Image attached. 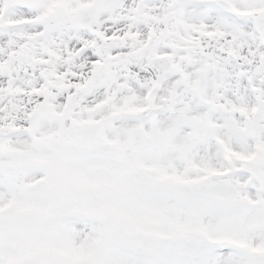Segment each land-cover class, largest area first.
<instances>
[{
  "label": "snow or ice",
  "instance_id": "obj_1",
  "mask_svg": "<svg viewBox=\"0 0 264 264\" xmlns=\"http://www.w3.org/2000/svg\"><path fill=\"white\" fill-rule=\"evenodd\" d=\"M0 264H264V0H0Z\"/></svg>",
  "mask_w": 264,
  "mask_h": 264
}]
</instances>
